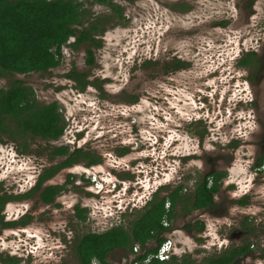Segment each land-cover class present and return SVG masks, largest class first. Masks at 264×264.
Returning a JSON list of instances; mask_svg holds the SVG:
<instances>
[{
	"label": "rangeland",
	"instance_id": "rangeland-1",
	"mask_svg": "<svg viewBox=\"0 0 264 264\" xmlns=\"http://www.w3.org/2000/svg\"><path fill=\"white\" fill-rule=\"evenodd\" d=\"M79 1L90 11L88 17L104 15L109 21L97 37L101 46L93 50L94 65L85 62L86 46L72 48L70 38L62 47L57 67L0 78V88L21 81L33 89L37 102L55 101L65 121L62 136L54 141L29 134L15 141L0 137V196L30 192L28 186L36 174L65 159V155L51 157L55 147L69 151L84 147L101 162L93 168L79 162L72 166V173L59 170L51 182L63 186L67 176L71 182L52 203L43 204L39 191L6 203L0 216L18 224L14 228L0 225L1 258L15 257L18 264H78L76 239L115 225L129 227L135 211L144 206V196H152L145 189L151 192L160 184L158 195L163 196L181 184L182 194L189 198L209 173L223 172L213 205L186 213L188 200L179 202L171 228L163 236L175 243L177 257L189 255L192 264H206V257L247 242L251 252L234 264H264V165L259 172L253 168L260 160L264 164V0H113L123 19L113 16L105 5ZM243 49L258 50L263 62L260 76L255 75L257 87H252L255 102L262 101L260 111L254 104L234 105L243 94L239 96L231 84L241 87L242 80L231 82L232 76L246 73L238 71L233 61ZM178 59L184 64L182 70L174 69ZM70 72L85 76L83 90L66 77ZM198 90L213 98L198 96ZM132 98L135 104L129 103ZM199 99L205 105L200 111ZM193 115L200 120L190 124ZM236 115L242 117L234 122ZM131 123L141 132H150L146 134L149 154L145 150L138 153L148 155L144 161L147 171L134 176L124 172V166L136 153L121 158L114 154L130 141ZM238 132L243 139L235 141ZM112 169L119 171L115 172L118 179H126L122 187L129 186L131 179L130 195L135 199L132 207L120 213L114 208L117 198L104 192L97 196L91 184L101 171L107 181L103 188L109 189L112 185L105 176L114 180L109 174ZM19 180L28 183L19 185ZM134 182L144 183L143 187ZM241 200L245 204L240 205ZM74 203L86 210L85 221L74 214ZM118 204L126 206L125 201ZM20 221L27 223L19 225ZM195 222L203 223L201 232L186 228ZM156 247L155 241L147 245ZM133 257L118 249L108 261L130 264Z\"/></svg>",
	"mask_w": 264,
	"mask_h": 264
},
{
	"label": "trees",
	"instance_id": "trees-1",
	"mask_svg": "<svg viewBox=\"0 0 264 264\" xmlns=\"http://www.w3.org/2000/svg\"><path fill=\"white\" fill-rule=\"evenodd\" d=\"M133 1V0H128ZM95 4L107 6L117 19H123L119 4L113 0H92ZM79 0H0V78L12 75H25L32 72H48L57 67L62 58V47L69 42V46L77 48L85 45V62L94 65L93 50L101 46L97 38L105 31L109 23L104 15L88 17L90 11ZM180 8V7H179ZM185 9V8H184ZM178 67V66H175ZM79 84L83 90L85 82L83 74L67 73ZM82 77V78H81ZM65 128L63 115L54 101L41 104L36 101L34 91L21 81H14L7 88H0V137L6 136L12 141L22 135L39 137L45 141H54L62 136ZM51 157L67 155V147H55L51 150ZM90 157L89 153H82L76 149L65 160L45 168L39 175L37 185L27 194L0 196V210L12 200L28 197L37 190L45 179L51 178L59 170L79 161V157ZM87 163L100 161L93 155ZM262 160L259 161L261 165ZM225 173L209 174L197 184L194 191L187 198L182 194L183 186H175L169 193L159 196L152 195L140 210L135 211V219L129 227L115 225L102 233L89 232L78 237L74 245L78 264H111L109 255L118 249L132 253L134 245H138L145 253L137 256L136 264H192L188 256H172L170 260L160 262L151 259L148 263L143 260L148 254H154L156 248H147L148 243L155 241L157 246L164 240L163 234L170 230L174 207L179 202H189L186 213L194 210L206 209L213 205L214 194L219 189L218 181ZM59 187L44 188L39 197L44 203H52ZM245 204L244 200L238 202ZM85 209H76L79 220L85 221ZM20 223V222H19ZM27 221H21L26 224ZM166 223V225L164 224ZM18 222L3 221L2 228L13 227ZM196 227L197 232L203 230V223L187 224L186 228ZM250 243L232 246L221 250L217 255L205 258L206 264H234L250 251ZM93 260L95 262H93ZM1 262L18 264L15 257H6Z\"/></svg>",
	"mask_w": 264,
	"mask_h": 264
},
{
	"label": "flooded vegetation",
	"instance_id": "flooded-vegetation-1",
	"mask_svg": "<svg viewBox=\"0 0 264 264\" xmlns=\"http://www.w3.org/2000/svg\"><path fill=\"white\" fill-rule=\"evenodd\" d=\"M244 50V49H243ZM242 52V51H241ZM176 62L178 63L177 64V66L178 67H175L174 69L175 70H179V69H181L182 70V68H183V63H180V60L178 59V60H176ZM233 64H234V66H235V68L238 70V71H240V70H242L244 73H246L245 75L244 74H241L240 73V76H238V77H236V76H232V81L231 82H234V81H238V79H241L242 81H241V83H240V85H241V87L239 86V85H233V83H231L232 84V86H233V89H235V90H239L240 91V93H238V95L239 96H242V94H243V98H239V97H237V101H236V103L234 104V105H237V106H239V105H241V104H245V106L247 107V106H253V104H254V106H255V108H256V110L257 111H260V110H262V101H259V102H255V99H256V95H255V92L253 91V89H252V87L254 86V87H257L256 86V79H255V75H259L260 76V71L262 70V66H263V62H262V59L259 57V54H258V50H250V51H247V50H244V52H242V54L241 55H239V54H237L236 56H235V58H234V61H233ZM240 68V69H239ZM171 71H173V70H171ZM207 88H210V89H212V86H208ZM197 93H198V96L199 95H202L203 96V98H207V97H209L208 95H205L204 93H202V91L201 90H198L197 91ZM228 93H229V91H228ZM248 95L251 97L250 99H249V97H248ZM213 98V94L210 96V98H207L208 100L209 99H212ZM218 98H219V96H218ZM226 99V101H227V98H225ZM221 100V97H220V99L218 100V102ZM199 102V105H200V107L198 108V110L200 111V110H202L204 107H205V105H202L201 106V103L203 104V99H202V101H201V99H199L198 100ZM237 102H239V103H237ZM129 103H131V104H135V98H132V99H130V101H129ZM255 103H256V105H255ZM205 104V103H204ZM228 105V104H227ZM262 105V106H261ZM199 113H197V115H198ZM195 116V115H193V116H191L190 117V124H192L193 122H197V121H199L200 120V116ZM241 117L242 116H240V115H236L235 116V118H234V122L235 121H237V120H240L241 119ZM132 122V121H131ZM227 123H223L222 125L224 126V125H226ZM228 125V124H227ZM230 125V124H229ZM228 125V126H229ZM139 126L138 125H135L134 123H131V125H130V130H129V132L127 133V137H129V139H130V141L128 142V144H122L123 146L122 147H119L117 150H115V153L114 154H116V158H121V157H123V156H125V155H127V154H129V153H136V154H134V155H132L130 158H129V160H128V165L126 164L124 167H126V169L124 170V172H128L129 174H131V175H135V173H139V174H143L145 171H147V169L145 168V166H146V163L144 162L147 158H149L148 157V155H143V156H139L138 155V153H140V152H142V151H144L145 150V152H148V154H149V151L147 150L148 148H149V141H150V138L148 137V135L150 134V132H148L147 133V130L146 129H144L145 131H143V132H141V129L140 128H138ZM146 134H148V135H146ZM239 136L237 137V138H234L235 139V141L236 140H238V141H240V140H242L243 138V135H240V133L238 132L237 133ZM152 136V135H151ZM156 138V137H155ZM141 139H142V141H141ZM233 139V138H232ZM162 140V139H161ZM122 141V140H121ZM157 138H156V140H155V142H154V144L155 143H157ZM200 143V141L198 142V144ZM120 144H121V142H120ZM147 145V146H146ZM236 143H234L232 146H233V148L234 147H236ZM146 148V149H145ZM76 149H80V151L82 152V153H84V154H86V153H90V157H93V155H95V154H93L90 150H88V149H86V148H81V147H78V148H73V149H71L70 151L68 150V153H67V155H65V159L68 157V156H70V154H73V153H75V150ZM63 156V155H62ZM95 156H97V155H95ZM101 156V155H100ZM90 157H87L86 156V158H82L81 156L79 157V161H77V162H75V163H73L72 165H69V166H66V167H64L63 169H66L67 171V173H72V170H71V168H72V166L73 165H75V164H77V163H82L83 164V166H85V167H87V168H93V166H97V165H99L100 164V162L101 161H99V162H97V163H93V164H89V165H87V163L90 161ZM97 157H99V156H97ZM64 159V160H65ZM99 159H101L100 157H99ZM264 159V158H263ZM182 160V159H181ZM114 163H116V162H114ZM263 163H261V165H259V162L257 163V165L255 166V167H253L254 169H255V171H260V169H261V167H263ZM101 167V166H100ZM45 168H43L42 170H41V172L40 173H38V174H36V177H35V181L32 183V185L30 184V186H28V191H31L36 185H37V182H38V178H39V175L43 172V170H44ZM96 169L97 170H99V168L98 167H96ZM100 169H102V168H100ZM79 170H80V172H82L83 174L84 173H87V171H86V169L85 168H81V167H79ZM113 171L111 172V173H109L110 175H112L113 174V176L114 177H112V178H114V180H110L109 179V175H107V176H105L107 179H108V183L107 184H110V185H112L109 189H104L103 188V185L107 182L106 180H104L105 178H104V176H103V174L101 173V171H99V172H97V176H98V180L96 179L97 177H95V179L93 180V179H91V184L93 185L92 186V189H93V192L98 196V195H100V193L101 192H104V193H111L112 195H113V197L115 198H117L115 201H114V203L116 204V206L114 207V208H116V210H119L118 212H120V210H122V211H125V209H128L129 208V206L130 207H132L133 206V202L135 201V199L133 198V196L132 195H130V194H132V193H130V186L132 185L131 184V179H128L127 180V182L129 183V186H121L124 182H126L125 180L126 179H118V177H116V175H115V172L116 173H118L117 172V170H115V169H112ZM73 171H76V169H73ZM215 173H223V172H212V173H209V174H215ZM208 174V175H209ZM207 175V176H208ZM225 175V174H224ZM54 176H52L51 178H48V179H45L43 182H42V184L40 185V187L37 189V190H35V191H33V192H37V191H39V192H41L44 188H46V187H49V186H52V187H59V191L55 194V196H54V199H53V201L52 202H54V201H56L57 199H59L61 196H62V194L63 193H65V190H66V188H65V186L64 185H67L68 183H70L71 181H70V179L69 178H71L70 176H67L66 177V179L64 180V182H63V186H58L59 184H55V183H53V182H51V180H52V178H53ZM223 177L224 176H222V177H220V179H219V181H218V184L220 183V181L223 179ZM206 178V177H205ZM204 178V179H205ZM204 179H202V181L204 180ZM24 181H26V180H19V181H17V182H19L18 184L19 185H21V184H23V183H28V181L27 182H24ZM66 183V184H65ZM143 184L144 183H141V182H134V185H142V186H139L138 188H142L143 187ZM97 185H99L100 187L98 188L97 187ZM134 185H133V187H134ZM149 185V184H148ZM177 185H179V184H177ZM43 187V188H42ZM132 187V188H133ZM162 186L160 185V184H158L156 187H154V189L153 190H151V192H148L149 190H144V192L145 191H147V193H149V196L152 194H155L156 192H158L159 190H160V188H161ZM90 192H91V190H89ZM26 192H24V194H25ZM27 193H29V192H27ZM26 193V194H27ZM217 193V192H216ZM20 195H23V193L22 194H20ZM100 196H102V195H100ZM137 196V194H134V197H136ZM126 197H127V201H126ZM152 197V196H151ZM151 197L150 198H148V197H145L144 196V201H145V203L148 201V200H150L151 199ZM22 198H26V197H22ZM22 198H20L21 200H22ZM122 199H125L124 201H126V206H122L123 204H118L119 203V200H122ZM141 199V198H140ZM16 200H19V199H16ZM58 203H60V202H58ZM145 203H144V205H145ZM43 204H46V203H44L43 202ZM47 204H49V203H47ZM69 207H70V205H69ZM72 207H73V212H74V214H76V209L77 208H79V209H82V208H80V206L78 205V204H76V203H74V205H72ZM135 207V206H134ZM143 207V206H142ZM19 220H20V217H19ZM19 220H17V221H19ZM19 225H22L21 224V221H20V224ZM6 228H14V227H6ZM57 231V230H56ZM23 232V231H22ZM63 234H64V231H63ZM67 236V235H66ZM68 238V237H67ZM57 244V243H56ZM244 244V243H243ZM55 248V247H54ZM251 251H249L248 253H250ZM247 253V254H248ZM246 254V255H247ZM246 255H244L243 257H245Z\"/></svg>",
	"mask_w": 264,
	"mask_h": 264
},
{
	"label": "built area",
	"instance_id": "built-area-1",
	"mask_svg": "<svg viewBox=\"0 0 264 264\" xmlns=\"http://www.w3.org/2000/svg\"><path fill=\"white\" fill-rule=\"evenodd\" d=\"M99 188L100 186L97 185ZM166 225V223H164ZM176 245L170 239H165L160 245L157 246L156 252L154 254H148L143 260L144 263H148L151 259H157L160 262L168 261L172 256H177L176 253ZM146 249L141 250L138 245H134L132 255L134 256L132 260H130V264L133 260L136 259L137 256L142 255ZM136 255V256H135ZM137 263V262H136ZM135 262L133 264H136Z\"/></svg>",
	"mask_w": 264,
	"mask_h": 264
},
{
	"label": "crops",
	"instance_id": "crops-1",
	"mask_svg": "<svg viewBox=\"0 0 264 264\" xmlns=\"http://www.w3.org/2000/svg\"><path fill=\"white\" fill-rule=\"evenodd\" d=\"M124 200H125V199L119 200V202H120V201L124 202ZM125 202H126V201H125ZM119 213H120V212H119Z\"/></svg>",
	"mask_w": 264,
	"mask_h": 264
},
{
	"label": "clouds",
	"instance_id": "clouds-1",
	"mask_svg": "<svg viewBox=\"0 0 264 264\" xmlns=\"http://www.w3.org/2000/svg\"><path fill=\"white\" fill-rule=\"evenodd\" d=\"M116 209V208H115ZM119 210H117V212H118ZM146 251V250H145ZM145 253V252H144Z\"/></svg>",
	"mask_w": 264,
	"mask_h": 264
}]
</instances>
